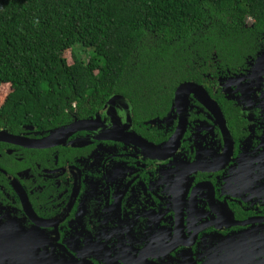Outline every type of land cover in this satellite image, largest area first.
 <instances>
[{"label": "flooded vegetation", "instance_id": "1", "mask_svg": "<svg viewBox=\"0 0 264 264\" xmlns=\"http://www.w3.org/2000/svg\"><path fill=\"white\" fill-rule=\"evenodd\" d=\"M261 63L196 82L228 127L194 94L182 127L177 87L1 129L38 145L71 127L45 148L0 141V264H264Z\"/></svg>", "mask_w": 264, "mask_h": 264}, {"label": "trees", "instance_id": "2", "mask_svg": "<svg viewBox=\"0 0 264 264\" xmlns=\"http://www.w3.org/2000/svg\"><path fill=\"white\" fill-rule=\"evenodd\" d=\"M263 54L264 0H0V91L11 86L0 130L56 129L75 105L114 94L168 103L180 84L243 72Z\"/></svg>", "mask_w": 264, "mask_h": 264}, {"label": "water", "instance_id": "3", "mask_svg": "<svg viewBox=\"0 0 264 264\" xmlns=\"http://www.w3.org/2000/svg\"><path fill=\"white\" fill-rule=\"evenodd\" d=\"M196 95L198 98L202 99V101L210 107V109L212 111L215 112L217 119L221 122L222 126H227L228 124L226 122V119L223 115V113L221 112L220 108L218 107V105L216 104V102H214L210 96L208 95V93L206 92V90L204 89L203 86L199 85L196 82H184L182 84H180L177 88L176 91V105L178 106L179 109V114H180V121H181V125L182 127L186 126V123L188 121V116H189V106H188V99L190 95ZM125 101L123 96H114L112 98H110V100L107 103V107L109 106H113L114 104H116V102H123ZM73 127V126H72ZM71 127H65L62 130H59L55 133H53V136L48 138L47 141L46 139L42 140L39 142L38 145H27L25 140H23L22 138L18 137V136H14V135H8L6 131H1L0 132V141L2 140H9L11 142L23 145V146H28V147H40V148H45L46 145H49V143H52L53 137L57 136L56 134L60 135V136H64L65 133L67 131H69ZM185 130V128H184ZM67 136V135H66ZM182 135H176L175 136V142L173 144L177 145L178 141L180 142ZM153 149H156L154 146H152Z\"/></svg>", "mask_w": 264, "mask_h": 264}, {"label": "rangeland", "instance_id": "4", "mask_svg": "<svg viewBox=\"0 0 264 264\" xmlns=\"http://www.w3.org/2000/svg\"><path fill=\"white\" fill-rule=\"evenodd\" d=\"M76 52H77V54L79 55V56H81L82 57V59L84 60V61H87L88 59H89V57H90V51H86V50H83V49H81V48H77L76 49ZM66 57L69 59V62H72V52L71 51H68V52H66ZM264 63H261V64H259V67L261 66V65H263ZM258 67V68H259ZM258 68L256 69V70H254V72H257V70H258ZM11 92V86L10 85H4V86H2V88H1V91H0V100L1 101H3V99L9 94Z\"/></svg>", "mask_w": 264, "mask_h": 264}]
</instances>
